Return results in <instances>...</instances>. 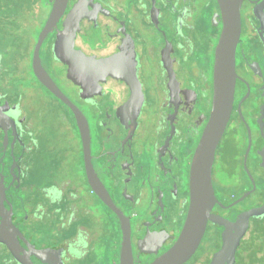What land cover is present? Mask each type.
<instances>
[{
	"label": "flooded vegetation",
	"instance_id": "flooded-vegetation-1",
	"mask_svg": "<svg viewBox=\"0 0 264 264\" xmlns=\"http://www.w3.org/2000/svg\"><path fill=\"white\" fill-rule=\"evenodd\" d=\"M76 3L85 8L84 27L102 39L108 34L121 44L129 34V65L136 62L143 94L132 99L133 86L111 76L87 97L67 76L53 45ZM64 16L41 46L42 64L88 119L94 170L130 220L135 264H148L176 242L188 215L195 153L214 103L215 49L223 28L219 3L69 0ZM35 44L22 53L0 50V264H22L16 254L33 264H81L96 248L91 228L98 223L119 228L112 263L119 264L121 220L89 183L74 111L34 73ZM235 70L233 107L212 166L223 204L213 212L230 222L264 203V0L242 2ZM225 229L209 220L185 264H209ZM263 229L264 214L251 217L234 264H252L249 249L262 240Z\"/></svg>",
	"mask_w": 264,
	"mask_h": 264
},
{
	"label": "water",
	"instance_id": "water-1",
	"mask_svg": "<svg viewBox=\"0 0 264 264\" xmlns=\"http://www.w3.org/2000/svg\"><path fill=\"white\" fill-rule=\"evenodd\" d=\"M50 1L53 2L51 11L34 48L33 70L38 79L74 111L83 139L89 183L121 220L122 242L119 264H135L130 220L114 204L91 162V133L88 119L59 88L42 64L41 46L49 33L58 29V23L63 18L69 4V0ZM217 1L221 10L223 28L215 49L214 103L210 119L195 153L192 176L193 191L188 215L176 242L148 264H185L200 245L209 220L226 226L222 233L223 245L215 252L209 264H234L238 244L250 225L251 217L264 214V203L259 207L245 211L235 222H230L224 216L213 212L216 203L223 205L215 195L212 166L216 146L227 126L233 107L236 81V47L241 34L243 0ZM84 11L83 5L76 3L70 12L64 16L62 28L57 30L54 41V55L68 66L67 76L81 87L82 95L87 97L100 92L105 78L111 76L121 78L128 85L133 86L134 96L132 99H135L138 94H143L135 70L136 62L134 61L131 66L129 65V34H125L121 44L119 39L108 34L104 35L102 39L98 34L99 32L84 27L82 23ZM106 44L110 48H106ZM116 44H120V47L113 51L112 49ZM168 45L169 47L172 46V44ZM170 68L169 65V70ZM170 73L173 74V70H170ZM128 105L129 99L125 103V106ZM247 194L238 201H241ZM11 249L14 250L12 247ZM36 255L43 258V254L40 252H37ZM15 256L22 264H33L29 257L17 254Z\"/></svg>",
	"mask_w": 264,
	"mask_h": 264
},
{
	"label": "trees",
	"instance_id": "trees-1",
	"mask_svg": "<svg viewBox=\"0 0 264 264\" xmlns=\"http://www.w3.org/2000/svg\"><path fill=\"white\" fill-rule=\"evenodd\" d=\"M47 5L51 7L50 0H0V50L22 53L28 45H34L49 14V11L46 14ZM260 233L262 240L249 249L254 254L252 264L261 260L257 252L264 246V229ZM261 262L264 264V257Z\"/></svg>",
	"mask_w": 264,
	"mask_h": 264
},
{
	"label": "rangeland",
	"instance_id": "rangeland-1",
	"mask_svg": "<svg viewBox=\"0 0 264 264\" xmlns=\"http://www.w3.org/2000/svg\"><path fill=\"white\" fill-rule=\"evenodd\" d=\"M206 1L207 0H205V2ZM209 1L211 0H208V2ZM51 7L50 5H47L46 14L48 11L50 13ZM46 14L44 16H46ZM208 20L209 17H207V23L209 24ZM53 98L56 99L54 96ZM56 101L59 100L56 99ZM91 230L95 231L96 233H94L95 235L93 238V243L95 244L96 248L95 250L92 249L91 254L85 257V259L81 261V264H112L115 252L118 250V244L120 240L119 228L110 224L98 223V225L93 226Z\"/></svg>",
	"mask_w": 264,
	"mask_h": 264
}]
</instances>
